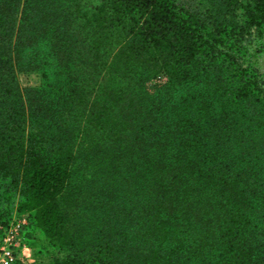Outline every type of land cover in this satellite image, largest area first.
<instances>
[{
	"label": "trees",
	"instance_id": "obj_1",
	"mask_svg": "<svg viewBox=\"0 0 264 264\" xmlns=\"http://www.w3.org/2000/svg\"><path fill=\"white\" fill-rule=\"evenodd\" d=\"M252 32L264 0H0V221L48 264H264Z\"/></svg>",
	"mask_w": 264,
	"mask_h": 264
},
{
	"label": "rangeland",
	"instance_id": "obj_2",
	"mask_svg": "<svg viewBox=\"0 0 264 264\" xmlns=\"http://www.w3.org/2000/svg\"><path fill=\"white\" fill-rule=\"evenodd\" d=\"M90 3H97L98 0H89ZM245 60L251 62L259 73L264 72V32L259 34L252 32L244 41L243 50ZM18 79L22 86H41L44 76L39 70L22 71L18 73ZM165 77L152 79L147 83L149 89L165 80ZM14 207L18 206L23 197L15 195L10 199ZM29 260L20 261L19 264H48L50 261L51 248L42 234H38L29 244Z\"/></svg>",
	"mask_w": 264,
	"mask_h": 264
},
{
	"label": "built area",
	"instance_id": "obj_3",
	"mask_svg": "<svg viewBox=\"0 0 264 264\" xmlns=\"http://www.w3.org/2000/svg\"><path fill=\"white\" fill-rule=\"evenodd\" d=\"M29 224L28 213L13 212L10 218L0 221V264L29 260L30 247L25 238Z\"/></svg>",
	"mask_w": 264,
	"mask_h": 264
}]
</instances>
